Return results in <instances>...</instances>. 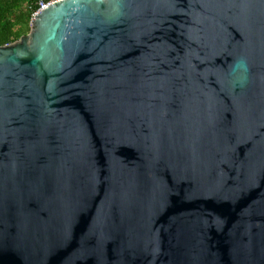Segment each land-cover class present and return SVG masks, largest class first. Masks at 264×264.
I'll use <instances>...</instances> for the list:
<instances>
[{
  "label": "water",
  "instance_id": "1",
  "mask_svg": "<svg viewBox=\"0 0 264 264\" xmlns=\"http://www.w3.org/2000/svg\"><path fill=\"white\" fill-rule=\"evenodd\" d=\"M0 46V264H264V0H61Z\"/></svg>",
  "mask_w": 264,
  "mask_h": 264
},
{
  "label": "trees",
  "instance_id": "2",
  "mask_svg": "<svg viewBox=\"0 0 264 264\" xmlns=\"http://www.w3.org/2000/svg\"><path fill=\"white\" fill-rule=\"evenodd\" d=\"M37 1L0 0V46L11 44L30 32Z\"/></svg>",
  "mask_w": 264,
  "mask_h": 264
},
{
  "label": "built area",
  "instance_id": "3",
  "mask_svg": "<svg viewBox=\"0 0 264 264\" xmlns=\"http://www.w3.org/2000/svg\"><path fill=\"white\" fill-rule=\"evenodd\" d=\"M59 1H61V0H38L36 3L37 9H36V11L33 12L31 19H33L36 14H38L39 12H41L42 10L47 8L48 6H50L54 3H57Z\"/></svg>",
  "mask_w": 264,
  "mask_h": 264
},
{
  "label": "rangeland",
  "instance_id": "4",
  "mask_svg": "<svg viewBox=\"0 0 264 264\" xmlns=\"http://www.w3.org/2000/svg\"><path fill=\"white\" fill-rule=\"evenodd\" d=\"M31 26V25H30Z\"/></svg>",
  "mask_w": 264,
  "mask_h": 264
}]
</instances>
